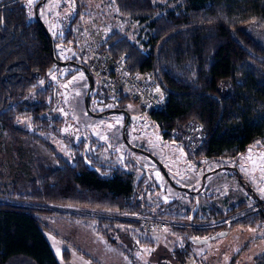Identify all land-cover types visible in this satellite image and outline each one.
<instances>
[{"label": "trees", "instance_id": "trees-1", "mask_svg": "<svg viewBox=\"0 0 264 264\" xmlns=\"http://www.w3.org/2000/svg\"><path fill=\"white\" fill-rule=\"evenodd\" d=\"M109 3L122 16H155L148 23L149 52L118 32L105 44L113 56L125 57L129 71L154 73L165 102L147 114L164 139L175 140L195 163L231 161L256 143L264 147V37H255L264 35V0H184L166 12L154 0ZM76 12L71 10L63 38L52 36L55 56L60 43L72 45ZM40 22L29 18L24 0H0V127L9 139L13 164L29 174L22 171L5 184L0 172V264H60L43 215L91 219L84 223L105 241L111 242L112 230L119 237L127 235L136 246L153 245L149 233L154 228L146 223L158 221V228L166 226L174 236L170 252L180 264L194 253L192 238L264 226V207L257 200L253 208L244 201L224 208L151 202L158 187L154 179L143 172L134 182L131 169L136 166L130 159L102 160L99 155L107 144L93 137L70 144L68 156L59 154L53 141L61 135L63 119L54 108L57 90L46 74L53 60ZM93 80V95L111 102ZM126 101L122 97L111 103L123 109ZM37 142L55 162L38 151ZM22 143L30 148L26 163ZM62 258L68 259L65 251Z\"/></svg>", "mask_w": 264, "mask_h": 264}, {"label": "rangeland", "instance_id": "rangeland-1", "mask_svg": "<svg viewBox=\"0 0 264 264\" xmlns=\"http://www.w3.org/2000/svg\"><path fill=\"white\" fill-rule=\"evenodd\" d=\"M37 1L24 0L29 18L36 19L38 15L50 35L60 36L62 39L64 26L72 17L68 13L70 7L73 10L74 0H45L36 15ZM154 1L163 7L162 12H166L176 10L184 0ZM75 5L77 12L69 43L75 45L81 54V32L77 22L79 12L87 19L95 17L100 20L99 30L105 38L112 32H118L147 51L145 42L149 36L148 23L155 16L145 20L122 16L109 0H79V4L75 3ZM255 37L263 39L264 35L255 33ZM62 45L64 44H59L60 47ZM66 48L67 50L60 49L58 52L60 59L76 55L75 49L72 48L73 52L68 46ZM82 56L85 63V57L83 54ZM76 68L72 65L68 67L59 65V70L54 69L55 71L48 75V80L54 82L57 90L58 99L54 107L56 115L63 119L61 135L55 137L53 141L59 154L68 156L70 144L86 137H93L98 142H105L110 146L99 155L102 160L120 163L130 159L136 166L131 169L134 182L143 172L154 179L158 187L156 198H149L153 203L176 200L178 204L186 207H193L195 204L198 206L215 204L224 208L232 202L244 201L248 207L253 208V203L257 200L264 207V147L262 145L256 143L250 146L246 152L238 154L231 161L214 160L195 163L187 157L186 152L175 140L164 139L148 114L130 100L124 103L123 109L128 112L126 118L123 113L112 111L114 107L112 103L102 104L101 99L93 95L94 89H92L88 106L94 112H89L86 107L89 81L84 71ZM73 70L75 73L70 78L63 79L65 74ZM39 85H43L42 80ZM105 109L111 110L105 114L95 113ZM19 125L24 124L20 122ZM25 128L32 130L29 125ZM36 148L42 155L55 162L45 145L37 142ZM20 150L21 159L26 163L30 156L29 145L22 143ZM0 165V172L3 173L2 181L5 184L22 171L29 176L25 169L20 171L13 164L9 139L1 127ZM238 175L249 185V188L244 186ZM182 188H189L194 193H187ZM69 218L66 215L42 216L48 225L47 238L58 253L60 264H65L62 260L61 248L66 247L69 252H76V255L70 257L71 264H82L79 259H84L88 264H180L170 252L174 236L169 233L166 226L158 228L160 226L158 221L153 224L150 221L146 223L147 227L154 228L149 233L154 243L148 244V247L134 246L131 243L133 240L127 235L119 237L112 230H109L108 235L111 242L105 241L104 236L95 233L92 227L84 223L85 220L91 223L93 220L74 218L71 221ZM193 248V255L187 258L184 264H264V226L234 228L206 243L195 244Z\"/></svg>", "mask_w": 264, "mask_h": 264}, {"label": "built area", "instance_id": "built-area-1", "mask_svg": "<svg viewBox=\"0 0 264 264\" xmlns=\"http://www.w3.org/2000/svg\"><path fill=\"white\" fill-rule=\"evenodd\" d=\"M74 2L79 4V0ZM77 22L81 32L80 50L85 57L86 68L109 100L117 103L126 97L145 113L161 109L165 95L154 73L151 70L131 72L123 55L113 56L106 49L107 38L99 30L100 20L95 17L87 19L79 12ZM148 34L147 41L151 31ZM146 49L149 52L150 45H146ZM191 130V127L186 128L188 132Z\"/></svg>", "mask_w": 264, "mask_h": 264}, {"label": "water", "instance_id": "water-1", "mask_svg": "<svg viewBox=\"0 0 264 264\" xmlns=\"http://www.w3.org/2000/svg\"><path fill=\"white\" fill-rule=\"evenodd\" d=\"M45 2V0H40L36 5H35V10H36V15L38 13V7L39 5L43 4ZM37 20L40 21L39 16L37 15ZM41 23V22H40ZM45 30L47 31V36H48V40H49V44H50V51H51V55H52V59H53V64L52 66L46 71V74H50L53 69L56 67L57 64L64 65V63L62 61H57L54 55V46H53V40H52V36L50 35V33L48 32L47 28L45 27ZM80 68L86 73V75L88 76V81H89V88H88V92H87V96H86V106L88 105L87 100H88V96L90 95L93 86H94V80L93 77L91 76L89 70H87V68L83 65H80ZM112 111H116V112H121L125 115V117H128V112L125 109H113ZM226 233L225 230H222L220 232L214 233L210 236L207 237H203V238H192L191 241L194 244H203L208 242L209 240H212L214 238L220 237L222 235H224Z\"/></svg>", "mask_w": 264, "mask_h": 264}, {"label": "flooded vegetation", "instance_id": "flooded-vegetation-1", "mask_svg": "<svg viewBox=\"0 0 264 264\" xmlns=\"http://www.w3.org/2000/svg\"><path fill=\"white\" fill-rule=\"evenodd\" d=\"M39 2V1H38ZM37 2V3H38ZM74 2V1H73ZM42 6V5H41ZM76 8H77V6L75 5V2H74V6H73V10L74 11H76ZM70 9V11H69V13L68 14H70L71 13V10H72V7H70L69 8ZM42 22V21H41ZM45 25V24H44ZM46 27V26H45ZM73 30V29H72ZM49 32V31H48ZM73 34V33H72ZM73 45H71V46H69L68 48H73L72 47ZM66 48V46L65 45H63L62 47H59V48H57L58 49V52L60 51V49H64V50H67V48ZM71 51H73L74 52V50L72 49ZM58 52H57V56H55V58H56V60L57 61H60V60H62V62L64 63V65H61V67H68V65H72V66H74V67H77L76 69H81L80 68V65H83L82 63H83V61L81 60V57H80V55H79V53H80V51L78 50V52L76 51V49H75V52H76V55L74 56H71V57H64L63 59H60V56H59V54H58ZM55 55V54H54ZM53 60V59H52ZM54 62V61H53ZM82 62V63H81ZM84 66V65H83ZM54 69H58L59 70V64H57L56 65V67L54 68ZM53 69V70H54ZM82 70V69H81ZM55 71V70H54ZM53 72V71H52ZM85 73V72H84ZM49 75V74H48ZM85 75H86V73H85ZM86 77H87V79H88V76L86 75ZM48 81H51V80H48ZM54 83V82H53ZM93 88H94V86H93ZM101 99V98H100ZM87 103H89V101L87 100ZM101 103L102 104H106V103H103V101H102V99H101ZM111 103V102H110ZM87 107V110L90 112H94V111H92L90 108H89V106L87 105L86 106ZM113 109H120V108H116V107H113ZM108 110H111V109H105V110H103V111H99V112H95V113H100V114H105L104 112H106V111H108ZM119 113H121V112H119ZM125 116V115H124ZM88 146H89V144H87V146H86V150L88 149ZM106 149H109L110 148V146L107 144V146L105 147ZM104 148V149H105ZM138 149H141V147H137ZM103 149V150H104ZM103 152V151H102ZM134 163V162H133ZM177 188H179V187H177Z\"/></svg>", "mask_w": 264, "mask_h": 264}, {"label": "crops", "instance_id": "crops-1", "mask_svg": "<svg viewBox=\"0 0 264 264\" xmlns=\"http://www.w3.org/2000/svg\"><path fill=\"white\" fill-rule=\"evenodd\" d=\"M220 172V171H219ZM131 243H133L134 244V246H136L135 244L136 243H134V242H131ZM52 245V244H51ZM64 246V245H63ZM52 248H53V250H54V247L52 246ZM63 251H65L66 253H67V256H68V259L67 260H64L63 258H62V260H63V262H65V264H71V262H70V257H71V255H76V252L74 251V252H69L68 251V249H67V247L66 248H61V254H62V252ZM54 252H55V254L56 255H58V253L54 250ZM85 260L84 259H79V262H81L82 264H88V262L86 261V262H84Z\"/></svg>", "mask_w": 264, "mask_h": 264}]
</instances>
